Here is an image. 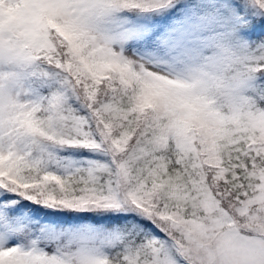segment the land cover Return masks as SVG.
I'll return each mask as SVG.
<instances>
[{
    "label": "snow or ice",
    "instance_id": "6c2138e0",
    "mask_svg": "<svg viewBox=\"0 0 264 264\" xmlns=\"http://www.w3.org/2000/svg\"><path fill=\"white\" fill-rule=\"evenodd\" d=\"M0 264H264V0H0Z\"/></svg>",
    "mask_w": 264,
    "mask_h": 264
}]
</instances>
